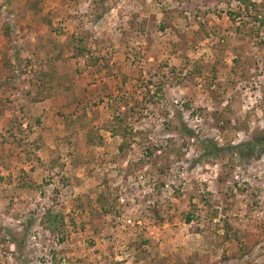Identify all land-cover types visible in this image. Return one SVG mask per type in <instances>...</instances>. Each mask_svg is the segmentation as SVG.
Instances as JSON below:
<instances>
[{"label": "rangeland", "instance_id": "rangeland-1", "mask_svg": "<svg viewBox=\"0 0 264 264\" xmlns=\"http://www.w3.org/2000/svg\"><path fill=\"white\" fill-rule=\"evenodd\" d=\"M261 143L264 0H0V264H264Z\"/></svg>", "mask_w": 264, "mask_h": 264}, {"label": "crops", "instance_id": "crops-1", "mask_svg": "<svg viewBox=\"0 0 264 264\" xmlns=\"http://www.w3.org/2000/svg\"><path fill=\"white\" fill-rule=\"evenodd\" d=\"M52 47V46H51ZM59 58V57H58ZM58 58H57V61L56 62H58L59 60H58ZM39 75L41 74H43V73H45L42 69H39ZM43 76V75H42ZM107 78H109V76L107 75ZM103 83V82H102ZM49 85L50 84H47V88H44V89H47V90H49L50 88H48L49 87ZM41 86H38V84L37 85H35V99H37L38 97H37V95L40 93V88ZM103 87L104 86H101V89H103ZM104 90V89H103ZM44 93H47V92H44ZM49 99H43V100H40L39 101V99L38 100H35V109L38 111H40V112H44V113H47V111L49 110V108H48V106H46L47 104L49 105ZM86 120V119H85ZM87 122V124L89 123V121H88V118H87V120H86ZM90 124V123H89ZM66 124H64V129H65V126ZM87 126V125H86ZM67 137H69L68 135H66ZM66 136H64V139H66ZM88 137V134H85V138H86V142H85V144H90L91 142H90V140L87 138ZM51 143L53 144V146L51 145L50 147L51 148H49L48 146L46 147V146H43V144H42V147L40 148H38V151H41L42 153H44V155H47L48 156V158H46L47 159V161H48V166H49V169H55L56 168V166H57V164H58V166L60 165L61 167H63L64 165V163H60L59 161H62V158H60V154L58 153V151H57V149H56V146H55V142L53 141V140H51ZM121 146H122V151H123V144H120ZM119 145V146H120ZM117 150H119V147H117ZM60 169V168H59Z\"/></svg>", "mask_w": 264, "mask_h": 264}, {"label": "trees", "instance_id": "trees-1", "mask_svg": "<svg viewBox=\"0 0 264 264\" xmlns=\"http://www.w3.org/2000/svg\"><path fill=\"white\" fill-rule=\"evenodd\" d=\"M43 75H45V73H43ZM88 139L91 140V137L88 136ZM246 144H247V145H250V144H252V143L248 142V143H246ZM253 144L255 145V144H257V143L255 142V143H253ZM261 144L264 145V143H261ZM121 150H122V146L120 145V146H119V151H121Z\"/></svg>", "mask_w": 264, "mask_h": 264}]
</instances>
